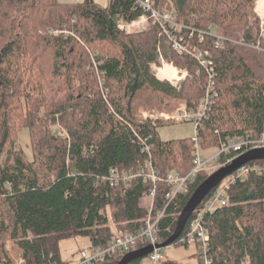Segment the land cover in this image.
I'll return each mask as SVG.
<instances>
[{
	"label": "trees",
	"instance_id": "trees-1",
	"mask_svg": "<svg viewBox=\"0 0 264 264\" xmlns=\"http://www.w3.org/2000/svg\"><path fill=\"white\" fill-rule=\"evenodd\" d=\"M154 2L157 10L172 8L177 22L185 28L206 31L211 26L220 36L231 40L242 37L245 43L264 47L258 20L252 14L255 0ZM37 12L46 18L37 21L33 18ZM141 13L129 0H108L103 8L93 0L76 5L57 0H0V155L18 124L34 132L31 162L21 149L14 152L10 148L0 164V233L10 232L8 242H13L25 264H67L59 255V242L65 239L87 238L92 248L104 247L115 229L131 234L139 231L148 208L140 201L153 185L136 179L127 189L111 187L108 173L112 168L136 172L143 165L146 157L138 152L135 134L147 137L152 144L149 160L159 176L164 177L169 170L184 176L192 168L190 138L161 141V124L136 120L134 100L138 93L151 91L184 101V106L194 110L207 81L201 72L178 92L150 73L159 27L150 23L146 32L137 35H125L116 28L119 20L131 22ZM42 26H66L83 45L52 31L39 36ZM214 41L205 37L199 45L212 53L216 73L215 97L200 130L203 149L206 144L210 145L207 148H217L233 136L264 134V52L231 44L215 49ZM92 44H107L117 54L105 59L93 54L91 62L92 54L85 46ZM172 59L191 72L197 67L201 70L189 55L172 54ZM44 65L48 76L42 75ZM95 72L105 78L113 114L95 91ZM52 126L61 127L66 137L61 131L54 132ZM240 155L232 153L220 161H232ZM253 164L264 167V161L248 165ZM100 175L107 179L95 185L94 179ZM208 176L197 174L188 191L168 205L158 223L160 243L173 234L181 210ZM216 188L172 245L188 246L181 239ZM169 190L166 183L156 184L153 213L165 207ZM225 199V206L202 216L209 234V264H264V174L252 173L236 182L226 190ZM146 246L139 241L135 250ZM124 255L94 264H116ZM13 262L0 246V264ZM161 264L178 263L168 260Z\"/></svg>",
	"mask_w": 264,
	"mask_h": 264
},
{
	"label": "built area",
	"instance_id": "built-area-1",
	"mask_svg": "<svg viewBox=\"0 0 264 264\" xmlns=\"http://www.w3.org/2000/svg\"><path fill=\"white\" fill-rule=\"evenodd\" d=\"M129 1L142 13L131 22L119 20L116 25L117 30L129 34L131 29L135 28L133 32L138 33L141 29H146L147 27L149 28L150 23L156 24L159 27V34L156 42V53L159 54L160 58V49L162 44L167 45L168 48L178 56H182L184 54L191 56L199 65L202 73L205 74L207 83L205 93L199 101L196 109L190 110L186 106H182L172 115L160 114L157 118H153L155 120L162 119L165 122L171 123L191 122L194 124L195 127L190 140L192 146L195 148V151L192 153V169L186 175L181 176L176 171L169 170L166 172L164 177L159 176L152 162L149 160V157L152 154V144L149 142L147 137H141L137 134L134 135V141L137 142L138 152L141 156L146 157L143 165H141L136 172H121L116 168H112L108 171L111 187L121 186L124 189H127L136 179H140L142 182H149L153 185V187L148 195L150 203L147 208V215L139 231L135 234H131L115 229L108 245L102 247L101 255L104 258V261L107 258L114 257L116 254L127 252L135 248L139 241L152 246L157 244L159 242L158 223L163 218L168 205L175 200L178 194H185L188 191L191 183L195 182L197 174L206 173L210 175L219 167L225 166L229 162L228 161L226 164L222 165L220 161L221 157L228 156L232 153L245 154L250 150L264 149V134L254 138L252 135L246 133L241 136L226 138L220 143L219 147L215 148L213 153H205V150L202 148L200 130L203 129L202 121L209 118L208 107L211 104L212 98L215 97L214 86L216 73L212 53L209 50L200 48L199 45L204 42L205 37H212L210 33L213 31V27L210 26L206 31L185 28L183 24L179 22L177 23L174 10H172V14H170L171 8L157 10L155 8L154 0ZM261 11H263V8ZM259 28L261 32V24H259ZM51 33L53 34V32ZM226 43L224 41L217 40L216 42H213V47L215 49L223 50ZM242 43L243 47L264 52V47H262L259 43H245L243 39ZM106 90L107 91L105 93H102V97H104L103 101L113 114V110L110 107L109 102L106 101L108 100L107 95L109 93L108 89ZM143 118L146 119V117ZM118 119L120 120V118ZM252 173L257 176L262 175L264 174V167L255 164L243 166L230 176L226 177L224 180L228 179V183L223 187H219V189L206 199L203 207L197 212L196 216L189 224L186 234L181 239V243L196 247L200 264H209L207 256L209 234L202 222L203 214L206 212H212L218 207L225 206L226 190H228V188L236 182L247 179ZM104 176H106V174ZM104 176H97L94 179V184L98 185L105 181L106 178ZM162 182L166 183L170 187V190L165 196V207L162 210L153 213L152 209L154 205L156 184ZM8 246L7 242L5 246L6 249H8ZM99 255L100 251L98 247H94L90 252H81V261L78 264L97 263ZM148 260L152 264L160 263L162 258L159 250H154L150 253L148 255ZM16 264L25 263L24 260L19 257Z\"/></svg>",
	"mask_w": 264,
	"mask_h": 264
},
{
	"label": "rangeland",
	"instance_id": "rangeland-1",
	"mask_svg": "<svg viewBox=\"0 0 264 264\" xmlns=\"http://www.w3.org/2000/svg\"><path fill=\"white\" fill-rule=\"evenodd\" d=\"M57 1H58V3L64 4V5H76V4L82 3L84 0H57ZM93 2L96 5L103 8V7H106L108 0H93ZM259 2H264V0H255V4H254L253 10H252V14L254 15V18L256 20H258L257 21L258 27H259V24H261V32L259 34H261L262 37H264V7L259 6L258 5ZM262 8H263V11H261ZM172 10L173 9L171 8L170 14H172ZM33 18H36L37 21H39V20L46 18V16L42 12H37L33 16ZM153 20H155V19H153ZM251 20H253V19L251 18ZM134 29L135 28H132L130 34H128V35L141 34L143 32H146L149 28L147 27L146 29H141L140 32H138V33L133 32ZM259 30H260V28H259ZM50 31H52L55 35H61L63 37L73 38L74 40L78 41L81 44V46L83 45L82 41L79 40L77 34H75L72 30L68 29L66 26L60 27L59 29H53L51 27L44 28V26H42L38 29L37 34L39 36H45V34L50 32ZM124 34L126 35V33H124ZM210 34L214 39L216 38L215 40H221V41H224L225 43L227 42L226 44L237 45V46H241L243 44L242 43V39H243L242 37L238 40H231L229 38L218 35L216 33V29H214V28ZM88 47L91 48V50L88 49ZM85 49L87 51H89V54H92V55H90L91 62H94L93 56H95V55L96 56H102L105 59L107 57H110V55L113 56L114 54H117V50H116V52H114V50L111 47H109L107 44H104V45L92 44V45L85 46ZM93 54H95V55H93ZM155 54H156L155 61H153L149 65L150 73L152 75H154V77L158 81L166 82L170 86H173L176 89V91H178V92L184 87L185 84L189 83L190 81H194V80L198 79L199 76L201 75V72L199 71L198 67L195 68V70L193 72H191L187 68H185L184 66L178 67L177 65H175L174 60L172 59V54L173 55H175V54L165 44H162L161 49H160L161 58H160L159 54L156 53V51H155ZM44 56L47 57V55H44ZM42 61L44 64L46 63L45 57ZM252 65H255V64L252 63ZM261 65L262 64H259L258 66H261ZM164 66L171 67V69H172L171 71H173L172 73H174V75L171 74V76L169 77V75L164 76L162 74L163 72L160 73V71L163 70ZM258 66H254V68H257ZM46 69L47 68H45V65H44V67L42 69V75L48 76ZM166 73H168V72H166ZM203 75L206 79L205 74H203ZM163 76L165 78H163ZM167 80H170V81H167ZM105 85H106L105 78L101 74L96 73V89H95V91L99 92L101 99L104 98V97H102V93H105L107 91L106 90L107 88ZM114 86L115 85L112 84V87H114ZM108 97H109V94L107 95V99H108ZM106 101L109 102V99ZM134 102H135L134 103L135 107L137 109V111L135 112L136 120H138L139 122H147L148 121V122H152V123L154 122V123L161 124V127L158 128V136H159V139L161 141H172V140L177 141V140L189 139L192 136L195 126L191 122L171 123V122H165L162 119H157V120L153 119V118H157L160 114H165V115L174 114L179 108H181L184 105H187L184 101H181L178 99H172L170 97H166L162 94L154 93L151 91H142V92L138 93ZM136 104H137V106H136ZM24 112H25V110H24ZM143 117H146V119H144ZM51 129L54 132H55V130L61 131L63 133L62 136L66 137L65 131L61 127L52 126ZM10 135H11L10 141L8 144L9 146H6L3 153L0 155V164L4 163L6 152L8 149L10 150V148H12L14 150V152H18V150L21 149L22 153H24L26 156L25 159L27 161L31 162L34 158V148H33L32 140H31L32 135H34V132L32 130H30L29 128L25 127V125L20 123L14 128L13 132H11ZM204 140H205V144H206L205 137H204ZM209 146L210 145H208V144L204 145V150H205L206 154H211L215 150V148H207ZM250 151H252V150H250ZM254 162H256V161H254ZM224 164H226V161L223 163V165ZM247 165L248 164H246L244 166H247ZM255 165H257V164H255ZM225 166H227V165H225ZM222 167H224V166H221L220 168H222ZM220 168H218V169H220ZM217 170H215V171H217ZM228 181L229 180L226 179L223 182H221L220 187L221 186L223 187L225 184L228 183ZM217 189H219V187H217L216 190ZM142 200H143L142 203L145 202L144 205H147L149 200L145 199V198H143ZM0 234H2L0 236V246L2 247L3 250L6 251V253H8V254H10V256H12V259L14 260V262L11 264H16L17 260L20 257V253L16 249V246L13 244V242H11V241H10V243L8 242L10 239V232L9 231H3V233L1 232ZM7 242L9 245L8 249H6V247H5ZM91 249H92V245L87 238L78 237V238L65 239V240H62L59 242L60 258L64 263H67V264H75V263L79 262L80 252L81 251L90 252ZM132 251H135V249H132V250H129V251L123 252V253L127 254V253L132 252ZM159 252H160L162 261L158 264H161L164 261H168V260L177 262L178 264H200L199 259H198L197 249L193 245H188V246L171 245V246H168L166 248L160 249ZM139 264H152V263L149 262L148 258H144L140 261Z\"/></svg>",
	"mask_w": 264,
	"mask_h": 264
},
{
	"label": "water",
	"instance_id": "water-1",
	"mask_svg": "<svg viewBox=\"0 0 264 264\" xmlns=\"http://www.w3.org/2000/svg\"><path fill=\"white\" fill-rule=\"evenodd\" d=\"M254 161H264V149L249 151L233 160L229 165L224 166L210 174L199 186H197L192 195L189 197L178 216L173 234L167 240L157 244L155 249H163L171 246L181 236L189 218L207 197V195L238 168ZM153 249V246H146L129 252L122 256L116 264H131L134 261L144 259L152 253Z\"/></svg>",
	"mask_w": 264,
	"mask_h": 264
},
{
	"label": "bare ground",
	"instance_id": "bare-ground-1",
	"mask_svg": "<svg viewBox=\"0 0 264 264\" xmlns=\"http://www.w3.org/2000/svg\"><path fill=\"white\" fill-rule=\"evenodd\" d=\"M258 5L264 7V2H259ZM262 17H263V16H262ZM262 32H263V31H262ZM129 34H130V33H129ZM260 37L264 39V37H262L261 34H260ZM215 39H216V38H215ZM171 70H172L171 67L164 66V67H163V70L160 71V73L163 72L162 74H163L164 76H165V75H166V76L169 75V77H170L171 74L174 75V73H172L173 71H171ZM199 71L202 72L201 70H199ZM166 72H168V73H166ZM164 76H163V78H165ZM197 76H198V75H197ZM173 77H174V76H173ZM158 78H159V77H158ZM192 147H193V152H194V151H195V148H194V146H192ZM241 155H243V154H241ZM241 155H240V156H241ZM240 156H238V157H240ZM238 157H236L235 159H237ZM235 159H234V160H235ZM228 161H229V162H228ZM228 161H226V162H228L226 165L230 164L233 160L231 161V159H230V160H228ZM222 165H223V163H222ZM243 166H244V165H243ZM243 166H241V167H243ZM219 168H220V167H219ZM191 169H192V168H191ZM193 183H194V182H193ZM193 183H191V185H192ZM148 195H149V194H148ZM147 197H148V196H147ZM148 198H149V197H148ZM149 199H150V198H149ZM204 203H205V202H204ZM197 208H198V207H197ZM196 210H197V209H196ZM195 212H196V211H195ZM195 212H194V213H195ZM142 224H143V223H142ZM157 244H159V242H158ZM157 244H155V245L153 246V248H154L153 251H154V250H160V249H155V246H156ZM107 245H108V244H107ZM107 245H106V246H107ZM147 246H152V245L147 244ZM97 247H98V249H99V251H100V255H99L98 261H99V262H103V261H104V258H103L102 255H101V252H102V246H97ZM104 247H105V246H104ZM135 247H136V246H135ZM92 249H93V248H92ZM92 249H91V250H92ZM133 249H135V248H133ZM131 250H132V249H131ZM153 251H152V252H153ZM81 252H84V251H81ZM81 252H80V253H81ZM122 253H123V252H122ZM147 258H148V256H147ZM80 261H81V259H80V254H79V262H80ZM79 262H77V263H75V264H78Z\"/></svg>",
	"mask_w": 264,
	"mask_h": 264
},
{
	"label": "crops",
	"instance_id": "crops-1",
	"mask_svg": "<svg viewBox=\"0 0 264 264\" xmlns=\"http://www.w3.org/2000/svg\"><path fill=\"white\" fill-rule=\"evenodd\" d=\"M145 199H148L149 201H148V203H147V205H144V203H142L143 202V198L141 199V201H140V203H141V206H143V207H148V205H149V203H150V199L148 198V197H144Z\"/></svg>",
	"mask_w": 264,
	"mask_h": 264
}]
</instances>
